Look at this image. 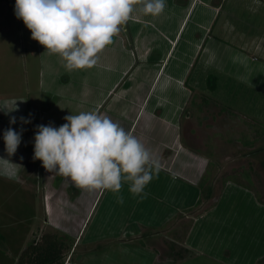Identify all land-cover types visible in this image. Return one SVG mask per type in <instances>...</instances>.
<instances>
[{
    "label": "rangeland",
    "instance_id": "rangeland-1",
    "mask_svg": "<svg viewBox=\"0 0 264 264\" xmlns=\"http://www.w3.org/2000/svg\"><path fill=\"white\" fill-rule=\"evenodd\" d=\"M165 3L164 13L158 17L144 15L139 11L141 5L135 4L136 10L132 18L121 27L117 39L113 38V42H118L116 47L113 49L108 45L100 53V60L113 67V79L119 82L112 98L116 96L120 102L117 107L110 106L115 110H123L121 107L139 110L138 121L142 119L147 122L146 118L153 115L156 103L166 110L177 105L178 97L175 94H180L181 82L188 70L185 67L190 59L188 47L190 44L198 45L195 40L201 38L198 29L201 21H205L202 15L204 10L217 6L212 8L217 11L218 18L210 34L215 43V51L221 46L242 54L246 61L256 59V68L252 69L253 76L244 68H227L232 76L240 73L238 77H252L247 81L245 78V82L232 84L225 82L227 76L206 72L197 63L188 79L193 93L187 90L186 94L191 97L196 95L195 103H202V110H193L189 100L180 112L179 131L183 141L207 155L212 164L203 181L210 188L207 189L209 193L204 191L202 202L209 205L204 204L203 208L207 206V210L194 214L198 220L202 215L205 218L196 224L193 220L179 223L182 230L195 227L191 242L186 243L188 250L183 251L186 260L180 264H264V259L260 260L264 256V203L257 202L253 193L236 185L241 182L252 186L245 174L249 172L255 184L251 190L256 191L257 197L264 202V136L250 147L244 146L239 140L241 136L253 137L250 129L256 130L257 135H264V0H189L190 5L186 9L173 2L165 0ZM14 9L15 0H0V106L5 100H16L19 110L11 112L9 116L0 112V136L9 127L18 132L21 124L19 118L25 116L31 122L34 120V127L37 129V115L49 105L47 96L40 90L42 64L36 54L38 51L35 52L39 43L31 39L30 30L23 20L17 19ZM121 33L126 37L121 36ZM206 40L205 36L203 40L201 38L200 46ZM219 54L220 52L218 56ZM220 57L228 63L225 56ZM218 77L222 79L218 81ZM161 79L169 80L170 83L160 84L156 89ZM166 88L173 91L165 93V97L161 93ZM22 110H26L27 115L25 111L22 114ZM71 114L73 110H68L65 115ZM156 114L162 118L163 110L159 109ZM12 116L17 118L14 127L10 124ZM50 116L56 123L63 122L59 116ZM163 121L168 124L171 122L167 117ZM25 128L22 142L28 145L20 149V160L16 163L18 171L12 176V172L6 175V172L2 173L0 170V264H16L27 243L35 235L37 237L49 231L45 202L48 196L51 198L54 194L50 196L48 192H69L72 189L74 192L80 191L81 194H74L73 199L76 205L82 204V188L71 182V189H64L63 183L67 180L62 176L46 179L49 172L40 160L33 159L36 131L29 127V123ZM10 160L11 158L7 159L8 162L5 161L4 164L13 166ZM231 177L222 191V184L228 181L225 178ZM173 182L177 183L170 179L165 185L168 187ZM186 187L192 190L189 186ZM220 191L221 196H217ZM111 194L112 191L103 190L98 198L95 196V206L75 245L72 257H67L66 262L151 264L132 257L129 252L125 253V246L116 240L115 228L105 231L103 236L99 234L101 229H105L102 225L104 216L110 213L108 208L115 207L109 201ZM192 194L191 191V196ZM208 195L210 200L205 198ZM184 196L180 200L185 201L186 198V202H190L191 197L187 192ZM66 198L67 196L63 203ZM213 200L214 204H210ZM68 201L67 199L68 206L64 209L67 218L59 217V213L55 214L63 225H71L66 219H74L76 214L80 215L79 210ZM117 209L119 212L123 208L117 206ZM120 221L118 219L119 223ZM146 233L149 237L156 236V229H147ZM65 235L76 238L68 233ZM259 260L261 262L258 263Z\"/></svg>",
    "mask_w": 264,
    "mask_h": 264
},
{
    "label": "crops",
    "instance_id": "crops-1",
    "mask_svg": "<svg viewBox=\"0 0 264 264\" xmlns=\"http://www.w3.org/2000/svg\"><path fill=\"white\" fill-rule=\"evenodd\" d=\"M166 1H169L170 3L173 2V4L179 5L178 7L182 9H186L190 5L189 0ZM210 7L214 9L217 8V6ZM212 8L204 10L202 15L205 17V21H201V27L198 29L202 40L204 36L207 40L200 46L201 38L198 40L196 39L195 41L198 42V45L190 44L188 47V55L190 59L185 66L188 70L185 78L181 82L182 87L179 90L180 94H175L176 97H178L177 105H173L174 107H170L166 110V108L160 107L156 103L152 110L153 115L146 118L147 122H143L141 118V121H138L139 110H128L127 107H121L123 110H115L110 106L113 105L114 107H117L120 102L116 96L112 98V94L115 93L119 82H116L115 79H113L112 75L115 73L112 71L113 67L107 63L105 65L104 61L100 60V54L99 60L95 66L86 69L68 71L64 67V61L58 55H49L45 47L41 44H38V48L35 49V52L38 51L36 54L39 55L42 64L39 80L40 90L45 96H47L49 104L47 108L37 115L39 118V125H48L51 123L54 127L58 128L66 123L63 118L66 116L65 114L68 110H73V114H78L81 111H96L98 114L107 115L112 120H116V122L120 123L126 131L131 132L133 135L137 134V138L152 151L154 158L158 160L159 170L153 173V179L145 187L144 193L141 195L132 194L129 191L130 182H124L119 193L112 192L109 201H112L111 204H115V207L108 208L110 213L106 214L103 218L104 224L102 227L105 229H101L99 233L103 236L105 231H112L113 228H115V236H117L116 240L125 246V248H123L124 252H129L132 257L135 256L134 258H141L144 263L180 264L182 261L184 262L186 256L183 254V251L188 250L186 243L191 242L190 239L194 235L195 227L192 226L189 229L182 230L181 226L179 228V225L185 220H193L194 224L198 223L199 220L205 218V215H202L198 220L194 214L204 212L209 205V203L202 202L204 193L210 188L209 184H203V181L212 162H209L207 155L192 148L183 141L181 132L179 131L181 120L180 112L189 100L193 105V110H198L197 112L202 110V103L199 105L195 103L197 96L194 95L191 97V95L189 96L186 94L187 90L190 93H193L192 87L188 84V79L190 78V75H192L191 73L193 72L194 67L200 63L202 67L205 68L206 72L211 71L216 72L217 75L227 76L225 82L232 84H235V82H245V78L247 81L252 77H238V74L240 73H235V75L232 76V73L229 71L230 69L227 68H244V70H247L248 74H252V76V69L254 67L256 68V59H249L250 61H246L242 57V54L221 46H219V48L217 47L218 49L216 50L218 51H215V43L211 40L210 34H212L217 21L218 13ZM124 37H126L125 34ZM115 38L116 37H114V39ZM116 42H113L114 45L111 44L113 49L118 43ZM206 43H208V45H206ZM123 46L125 47L126 45L123 43ZM218 52H220L219 56H225L227 58L228 63H225L221 57L219 58ZM237 62H239V64H237ZM181 70L182 69H180V72ZM221 79V77H218V81ZM176 80H179V76ZM169 83V80L161 79L157 83L156 89L160 84ZM169 88H166L165 91L163 90L161 94H164L165 96V93L168 91H173V89L169 90ZM140 94H142V92H140ZM153 96L155 98V92H153ZM105 106H107L106 109L102 110ZM61 108H63L64 111ZM159 109L163 110V114L161 115L162 118L156 114ZM17 111L19 112V110ZM24 111L27 115L26 110H22V114H24ZM2 113L5 116L4 111H2ZM169 113L172 116H170ZM11 114L12 113L10 112L6 116ZM53 114V117L56 118L59 116V119H62L64 123H56L52 116H50ZM164 115L171 121L169 124L168 122L163 121L165 118ZM142 116L144 117V113ZM14 126H16V124H13V127ZM25 126L26 124H20L18 132H20L21 128L26 130ZM29 127L34 131L37 130L35 128L36 126L34 127V120L29 123ZM12 129L15 130L14 128ZM254 131L255 130L250 129V132L254 135L253 137L250 138V135L247 136V140L250 142L251 146L256 144V134ZM22 134H24V131ZM22 139L16 153L10 156L5 150L3 133L2 136H0V158L5 160L11 158L10 161L13 164V166L9 167L4 164L5 161L0 160V170L2 173L6 172L7 175L8 172H12L13 176L14 173L18 171L16 163L20 160V149H24V146L28 145L22 142ZM48 174L49 176L46 177V179L49 177L53 178L56 176H62L56 172H49ZM1 175L2 174H0V176ZM62 177L67 180V182L63 183L64 189L66 188L67 190H70V183L72 181L68 180L67 177ZM250 178L252 186L244 185L240 182L236 183L237 187L242 190L250 191L254 194L257 202L264 203L262 202V198L257 197L258 193L251 190V188L255 187V184L251 175ZM170 179H174L177 183H169V186L167 187L165 184L168 180L170 181ZM225 179L228 181L222 184V191L227 187V184H229V180H231L232 177ZM186 186H189L192 190L188 189ZM82 190L83 197L81 206L76 205L73 199L74 194L80 195L81 192H74L73 189L69 192L64 190H60L59 192L53 190L52 193L48 192L50 196L52 194H54V196H51V198L48 196V199L45 202L46 217H48L47 226L56 229L61 233L63 232V234L68 233L72 236H76V238L69 236L74 240V247L67 256L68 258L72 257L75 245L91 215L92 208L95 206V196L98 198L102 192L101 190ZM191 191L193 193L192 196ZM183 192H187L191 197L189 199L190 202H186V198L184 199L185 201L180 200L185 197ZM70 194H72L71 198ZM93 194L95 195L92 199ZM66 196L65 203H63L64 197ZM118 196L123 197L122 204H118ZM217 196H221V191ZM90 198L92 200H90ZM205 198L208 200L210 197L208 195ZM67 199L69 200V204L74 205L76 210H79L80 212V215L76 214L74 219H66L68 223L71 222V225H63L62 222H59L61 220L55 217V214L59 213V217L67 218L65 215L66 211L64 210L65 207L68 206L66 202ZM113 199L115 201H113ZM214 200H216V198ZM214 200L210 204H214ZM204 204H207V206L203 208ZM117 206H120L123 209L117 212L119 210L117 209ZM118 219L121 220L120 223L118 222ZM152 228L156 229V236L152 235L149 237L146 230ZM110 235H112V233ZM203 243H205V241H203ZM263 257L261 256L260 260H263ZM68 258H66V260ZM260 260L258 263L261 262ZM65 264H71V262H66Z\"/></svg>",
    "mask_w": 264,
    "mask_h": 264
},
{
    "label": "clouds",
    "instance_id": "clouds-1",
    "mask_svg": "<svg viewBox=\"0 0 264 264\" xmlns=\"http://www.w3.org/2000/svg\"><path fill=\"white\" fill-rule=\"evenodd\" d=\"M135 4L141 5L139 11L144 15L153 17L166 8L165 0H15L14 10L30 30L31 39L49 55H58L65 69L73 71L97 64L99 54L132 18ZM17 110L16 100H5L0 106L5 115ZM19 119L21 124L31 123ZM63 119L66 123L58 128L51 123L37 126L34 160H40L48 172L70 178L78 188L119 193L123 183L130 182L132 194L144 193L159 170V162L135 135L96 111H81ZM16 122L12 116L10 124ZM23 131L11 127L4 131L10 156L16 153ZM117 201L122 204L123 197L118 196Z\"/></svg>",
    "mask_w": 264,
    "mask_h": 264
},
{
    "label": "trees",
    "instance_id": "trees-1",
    "mask_svg": "<svg viewBox=\"0 0 264 264\" xmlns=\"http://www.w3.org/2000/svg\"><path fill=\"white\" fill-rule=\"evenodd\" d=\"M121 36H124V33L123 35L121 33ZM254 132L256 134V130ZM262 136L264 135L256 134V141ZM240 141L244 146H251L246 136H242ZM245 174L246 177L251 180L250 173L246 172ZM73 247L74 240L72 238L56 229L49 228V231L37 237L35 235V237L27 243L17 259L16 264H65L67 255Z\"/></svg>",
    "mask_w": 264,
    "mask_h": 264
}]
</instances>
